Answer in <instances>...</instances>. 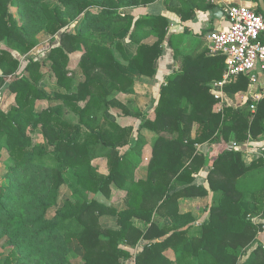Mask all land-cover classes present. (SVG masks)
Segmentation results:
<instances>
[{"label": "trees", "instance_id": "obj_1", "mask_svg": "<svg viewBox=\"0 0 264 264\" xmlns=\"http://www.w3.org/2000/svg\"><path fill=\"white\" fill-rule=\"evenodd\" d=\"M47 1L29 0L50 15L45 31L58 36V45L50 48L48 70L30 57L19 72L20 60L12 52L23 56L35 45L16 30L9 12L11 0H0V42L9 48L0 49V70L3 78L12 76L8 89L15 95L13 107L0 111V152L6 146L17 167L48 173L49 199L38 201L35 209L40 215L25 223L35 227L43 222L33 236L45 241L51 236L62 238L66 249L81 250L82 264H125L132 257L135 264H264V247L256 239L264 231V223L253 221L255 216L264 220V153L246 165L240 152L224 150L209 165L208 157L195 147L232 142L231 138L243 146L263 137L264 99L254 112L248 110L249 101L244 107L227 106L214 112L217 101L210 93V82L221 79L224 57L201 54L183 58L181 67L161 86L153 117L148 118L134 102L122 103L117 96L132 90L135 78L155 77L163 44L172 43V37L167 39L168 20L159 15L136 19L131 13H120L121 6L113 0H52L75 18L83 17L80 30L69 33L63 30L68 23L60 18V8L50 9ZM155 1L142 0L138 6ZM249 1L261 14L257 0ZM166 2L182 20L192 17L190 0ZM177 6L181 8L173 9ZM121 32L125 43L119 37ZM94 33H106L110 45L97 43ZM151 36L155 40L145 42ZM79 46L80 59L70 72L69 56ZM247 85V79L239 77L226 90L246 91ZM42 101H48L46 109L37 105ZM56 106L76 115L77 123L62 119ZM113 109L137 123L134 140V127L119 124ZM31 124L40 125L47 148L44 152L32 150V141L26 136ZM142 129L157 138L145 177L136 178L146 143ZM126 147L128 151L122 154ZM99 157L107 159V175L92 164ZM68 168L74 171V186L69 189L73 200H65L54 211V222L48 224L45 216L57 205ZM204 168L208 169V189L194 183ZM112 184L126 192L124 210L96 199L101 195L109 200ZM3 191L0 187L1 214L5 211ZM209 192L218 195L217 203L210 207L199 233L193 234L194 219L179 212V199L205 197ZM248 197L251 208L245 202ZM103 214L116 217L117 230L100 225ZM136 222L142 226L137 227ZM15 236L20 238L18 230ZM139 246L141 250L133 255L129 249ZM168 249L174 254L172 261L165 255ZM10 262L7 259L5 264Z\"/></svg>", "mask_w": 264, "mask_h": 264}, {"label": "rangeland", "instance_id": "obj_2", "mask_svg": "<svg viewBox=\"0 0 264 264\" xmlns=\"http://www.w3.org/2000/svg\"><path fill=\"white\" fill-rule=\"evenodd\" d=\"M94 1L101 2L103 0ZM113 1L121 6L119 9L120 13H132V11L147 6H138L141 4L142 0ZM46 4L50 9H54L55 7L60 8V18L68 23V26L63 30H67L69 33H75L80 30V24L83 17L75 18L73 13L63 9L52 0L47 1ZM254 8L255 5H253V9ZM99 10L100 9L98 8L94 11L97 13ZM9 12L12 15L16 30L21 33L29 43L35 45V47L28 54L23 56L12 52V54L20 60L19 72L23 71L27 64V59L30 57L35 61L43 63L44 70H48L47 57L49 55L50 48L54 47V45H58V36L51 37L45 31V25L50 18V15L43 14L42 8L32 6L29 0H11L9 4ZM92 37L101 45H110V41L106 33H94ZM119 37L122 42L125 43V34L123 35V32L120 33ZM153 40H155V37L151 36L146 39L145 42H153ZM0 49L9 50L7 43L4 41L0 42ZM81 53L82 47L79 46L77 52L69 56L70 65L68 70L70 72L74 71L80 59ZM115 55L119 57V53L116 52ZM3 77V73L0 70V111L8 112L14 105L15 95L8 89V85L12 81V76L9 78ZM158 92L160 93V89ZM157 96L158 95L156 94L155 97ZM158 98H153L151 101L153 105H156ZM37 105L41 109H46L48 107V101L38 102ZM187 106L189 105L187 104ZM213 110L215 112V107ZM55 111L62 119L74 124L77 123V116L61 106H56ZM147 113L148 112L145 114L147 115ZM134 124L136 125L137 123L134 122ZM26 136L32 141L33 151L44 152L47 150L45 140L40 132V125L31 124L26 131ZM133 136H135V132L133 133ZM222 141L224 143L227 142L224 140ZM230 141H234L233 138H231ZM252 142H254L255 145H258V147H262L263 154L264 136L259 137ZM2 143L4 144L5 141L3 140ZM205 144L212 145V143ZM8 151V148L5 146L0 152V187L4 190L2 193V204L5 208V211L2 214L0 213V264H5L7 259H10L11 261L9 264H62V261L70 262L71 264H82L83 260L81 250L77 247H74L73 249H66L62 243V238H53L55 236H51L49 241H45L44 237L33 236V231L37 229L38 226L43 225V222L35 227L25 225L26 222L33 221L40 215V213L35 209L38 201L46 202L49 199L47 183L48 173L44 169L31 170L30 167H17L12 158H10ZM94 161L92 162L93 166ZM95 169L98 171L96 167ZM64 179L65 185L59 190L57 205L48 211L45 216V219L48 220V224L54 222V211L62 208L65 200H73L69 191V189L74 186V171L72 168H68L66 170ZM111 186H114V184ZM211 193L212 192H209L207 196L200 198L179 199V204L182 207V210L178 209L179 212L181 214L190 215L194 219L193 224H195L193 225V229L190 231L193 234L199 233L201 225L209 218L210 207L217 203L216 200L218 195ZM91 196L92 195H89V197ZM110 198V194L109 200L101 195L96 196V199L108 206L113 205L114 207V205L118 204H121L119 206H125V199L123 202L120 197H116L111 203ZM186 199L188 200V204L184 203ZM245 202L248 208L252 207L251 199H249V197L245 199ZM115 209L118 210L117 208ZM185 210L190 211L184 212ZM104 219H111V222L115 221L116 224V217L109 214H103L99 217V223L102 227H104V224L109 226L111 223L105 221ZM253 221L256 223H264V220H261L259 216L253 217ZM16 230H18L20 235V238L18 239L15 236ZM256 239L257 242L264 247V231L261 232ZM129 250L133 255H135L141 250V247L139 246ZM165 255L171 261L174 259V254L169 249L165 251ZM125 264H135L134 257L125 262Z\"/></svg>", "mask_w": 264, "mask_h": 264}, {"label": "crops", "instance_id": "obj_3", "mask_svg": "<svg viewBox=\"0 0 264 264\" xmlns=\"http://www.w3.org/2000/svg\"><path fill=\"white\" fill-rule=\"evenodd\" d=\"M228 4H242L253 8V4L249 0H222ZM190 15L187 20H182L181 16L176 13L174 10H170L167 7L166 0H156L155 2L147 5L146 7L132 11V15L137 18H142L146 16H164L169 22V29L167 39L172 37L171 46L168 45L167 41L163 44V54L155 62L156 75L153 78L148 77H137L135 78L134 85L132 90L128 93L118 94L117 99L122 103L134 102V105L142 112L147 113L148 118L153 117L152 107L155 104H152L153 98H158L159 89L162 84L166 83L167 78L176 70L181 67L184 57L195 58L201 54L205 57H211L207 53L208 45V34L219 28L226 27V20L223 17L216 18L214 17V9L217 7L220 8L221 4L216 6L210 4L207 0H190L189 2ZM180 6H177L173 9H180ZM221 10V9H220ZM225 65V60H224ZM225 68V67H224ZM224 71V70H223ZM223 72L221 74L222 78ZM214 80L210 82V88ZM158 95L157 97L156 94ZM224 93L225 100L223 104L225 107L229 106L232 108L244 107L246 103L250 100L249 92L241 91L232 93L226 90V87L222 89ZM124 100V101H123ZM218 107V104L215 106V111ZM249 110V109H248ZM250 111V110H249ZM111 113L116 117V121L122 126H133L135 136L132 135V139L137 137L136 127L137 124H134V120L129 117H122L120 110L113 109ZM119 115V116H118ZM141 136L146 142L143 150L142 156L139 160V163L135 169V177L141 178L145 177L147 165L151 157L152 146L156 140V135L146 129L140 131ZM133 139V140H134ZM253 140L246 141L243 146L245 147L240 153L242 155V160L246 165H250L255 159L262 156V147L255 145ZM229 142H214L211 144L199 145L198 152L205 154L208 157V164L210 165L213 159L218 155V153L228 150L227 145ZM128 151V147L123 148L121 153L124 154ZM256 156V157H254ZM95 160V161H94ZM94 166L98 169L99 173L103 175L108 174V162L107 159L99 157L94 159ZM141 171V172H140ZM140 172V174H139ZM208 169L204 168L195 176V184L201 185L208 189V183L206 180ZM212 194V193H211ZM110 202H113L116 197H120L124 202L126 192L118 188L115 184L110 188ZM122 196V197H121ZM188 200L184 201L185 204H188ZM112 205L113 208H117V211L124 210L126 206ZM111 206V205H109ZM179 210H182L181 205L179 204ZM190 210H185L188 212ZM107 222H111V219H104ZM110 220V221H109ZM104 224V223H103ZM138 224V225H137ZM195 224V223H194ZM192 224V225H194ZM138 227H141L142 224L136 222ZM197 225V224H196ZM104 227L107 229L117 230L118 226L115 224V221L111 222L109 226L104 224ZM103 227V228H104Z\"/></svg>", "mask_w": 264, "mask_h": 264}, {"label": "built area", "instance_id": "obj_4", "mask_svg": "<svg viewBox=\"0 0 264 264\" xmlns=\"http://www.w3.org/2000/svg\"><path fill=\"white\" fill-rule=\"evenodd\" d=\"M216 6L221 4L226 27L208 34L207 50L210 56H223L225 68L222 78L212 83L210 93L217 101L216 112H221L224 93L222 89L239 77L247 79V90L254 112L257 103L264 99V17L252 7L242 4H228L222 0H207ZM216 104V105H217ZM198 149L199 145L195 146ZM245 147L229 142L228 150L241 152Z\"/></svg>", "mask_w": 264, "mask_h": 264}, {"label": "water", "instance_id": "obj_5", "mask_svg": "<svg viewBox=\"0 0 264 264\" xmlns=\"http://www.w3.org/2000/svg\"><path fill=\"white\" fill-rule=\"evenodd\" d=\"M257 4L259 6V9L261 10V14L264 17V0H257ZM214 17H216L218 19L222 17V11L220 10L219 7L214 9Z\"/></svg>", "mask_w": 264, "mask_h": 264}]
</instances>
